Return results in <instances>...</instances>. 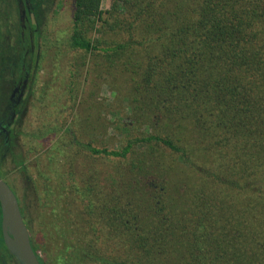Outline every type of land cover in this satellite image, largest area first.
Wrapping results in <instances>:
<instances>
[{
	"label": "trees",
	"instance_id": "16d2710c",
	"mask_svg": "<svg viewBox=\"0 0 264 264\" xmlns=\"http://www.w3.org/2000/svg\"><path fill=\"white\" fill-rule=\"evenodd\" d=\"M109 1L72 0L70 45L124 75V137L98 146L67 122L34 134L54 139L39 173L58 244L45 259L31 236L40 262L264 264V0ZM1 222L0 205L8 264Z\"/></svg>",
	"mask_w": 264,
	"mask_h": 264
},
{
	"label": "rangeland",
	"instance_id": "374dc122",
	"mask_svg": "<svg viewBox=\"0 0 264 264\" xmlns=\"http://www.w3.org/2000/svg\"><path fill=\"white\" fill-rule=\"evenodd\" d=\"M36 1L40 5V0H33V3ZM102 7L108 9L110 1L104 0ZM38 12L41 61L35 94L28 112L15 125L17 136L13 144L5 145L3 139L0 140V164L6 181L19 198L25 221L29 220L32 228L30 233L39 246V253L47 259L45 248L48 240L52 238L53 255L58 243L56 231L52 229L48 236L49 232L46 233L47 228L45 229L43 222L45 218L51 221L53 206L45 204V193L41 185L43 179L39 172L47 162L46 153L53 152L54 139L51 137L50 141H39L34 134L45 126H61L67 122V126L71 125L72 129L79 131L83 140L92 141L98 146L105 144L112 148L119 147L124 137L121 118L129 111V101L127 89L123 86L124 75H103L92 55L85 57L81 51L71 47L72 0H44ZM5 16L11 19L18 17L16 0H0V24ZM73 67H78L81 71V76H77L78 81L74 85L75 101L71 99L70 89V71ZM6 74L8 73H3V81L0 82V101L3 105H6L11 94ZM7 112L0 113V119L9 117ZM137 132H133V135ZM88 163L102 172L112 170L111 161L97 159L94 164L91 160ZM56 176L53 170L49 172L53 185L57 183ZM61 195L65 202L66 194ZM53 225L52 222L51 227ZM53 238H56V244ZM55 261L57 264H65L60 263L59 259Z\"/></svg>",
	"mask_w": 264,
	"mask_h": 264
},
{
	"label": "flooded vegetation",
	"instance_id": "af4514ba",
	"mask_svg": "<svg viewBox=\"0 0 264 264\" xmlns=\"http://www.w3.org/2000/svg\"><path fill=\"white\" fill-rule=\"evenodd\" d=\"M43 4L44 0H40V5L33 0H16L18 17L5 16L0 24V82L7 72L5 76L10 81L8 91L11 93L6 105L0 101V113L8 111L9 114L0 119V140L3 139L5 145H9L15 125L28 112L35 94L41 61L38 11ZM7 256L10 258L8 264H19L9 250Z\"/></svg>",
	"mask_w": 264,
	"mask_h": 264
},
{
	"label": "water",
	"instance_id": "95a60500",
	"mask_svg": "<svg viewBox=\"0 0 264 264\" xmlns=\"http://www.w3.org/2000/svg\"><path fill=\"white\" fill-rule=\"evenodd\" d=\"M2 234L9 252L19 264H42L33 247L31 233L23 216L19 198L0 173Z\"/></svg>",
	"mask_w": 264,
	"mask_h": 264
}]
</instances>
